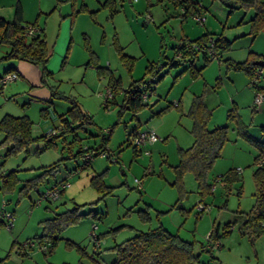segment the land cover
<instances>
[{
	"label": "rangeland",
	"instance_id": "obj_1",
	"mask_svg": "<svg viewBox=\"0 0 264 264\" xmlns=\"http://www.w3.org/2000/svg\"><path fill=\"white\" fill-rule=\"evenodd\" d=\"M7 1H19L24 20H36L44 27L50 52L45 68L49 73L43 75L40 64L11 59L16 60L12 65L21 76L4 83L0 116L4 111L12 115L26 113L32 121V133L40 135L53 130L60 116L76 103L81 111L91 114L92 122L83 121V128L76 129L81 139L71 143L72 152L79 147L97 146L107 137V129H111L105 145L119 159L112 162L97 155L83 167V156L67 158L54 177L37 190H29L19 201L16 189L12 192L0 189V203L3 197L7 202L5 208L13 210L15 216L12 228L0 227V264H95L96 261L111 264L115 257L111 246L159 225L194 240V252H199L200 242H206L213 224H219L220 246L213 247L211 253L200 251L199 260L193 264H207L210 255L215 264H264V233L250 239L240 233L237 223L224 233L232 216L245 213L255 200L252 171L256 167L253 161L256 147L237 134L235 120L228 118V111L236 106L248 132L264 140L260 130V125H264V101L252 110L253 91L245 72L227 67L224 61L229 57L243 60L250 51L264 54V29L254 35L250 33L253 7H234L229 11L218 0H200L206 10L202 12L205 22L199 24L191 15L183 16L181 7L170 0H114L113 14L110 7L102 5L104 0H0V3ZM206 31L213 35L222 33L231 40L230 47L221 52V61L213 57L205 62L199 53L193 66L202 69L195 76L188 68V60L180 59L174 66L168 64L179 40L194 39ZM115 37L126 56L122 57L116 49ZM7 49V45H0V57ZM152 62L154 71L146 73V66ZM151 75L156 80L150 84L148 105L136 112L135 118L127 108L119 114L118 103L110 102L104 107L110 78H119L120 86L127 88L131 81ZM201 93L207 107L212 109L208 127L228 124V140L211 169V176H219L230 167L241 172L239 180L229 186L218 181L213 192L204 195L197 190L191 171L183 174L181 186L173 183V165L179 161L177 148L189 146L193 139L192 119L187 112L193 96ZM116 95L119 102L121 94ZM135 126L138 130L152 127L160 136L152 145L140 147L147 148L149 153L142 151L134 156L128 134ZM72 135L69 132L66 141ZM72 171L67 178L69 185L58 198L40 197L39 191H45ZM102 172L105 184L110 186L103 185V190L91 183L92 176ZM29 175L32 174L24 176ZM135 178L142 181V188H137ZM198 202L208 204L209 209L198 212ZM74 206L85 215L60 230L50 253L36 247L28 254L20 250V243L26 238L41 233V220ZM67 240L84 252L67 245Z\"/></svg>",
	"mask_w": 264,
	"mask_h": 264
},
{
	"label": "trees",
	"instance_id": "obj_2",
	"mask_svg": "<svg viewBox=\"0 0 264 264\" xmlns=\"http://www.w3.org/2000/svg\"><path fill=\"white\" fill-rule=\"evenodd\" d=\"M170 1L173 2L176 7H181V14L185 17L192 12L204 14L202 12L206 10L200 0ZM218 1L228 7L229 11L234 7H253L254 13L249 19L250 33L254 35L259 30L264 29L263 0ZM113 3L114 0H104L102 5L110 7L113 14L116 11ZM28 24L36 28L32 35L25 34V26ZM210 38L213 40V49L218 56V60L221 61L219 58L221 52L230 47L231 40L226 38L222 33L213 35V33L206 31L194 39L183 38L180 43H176L173 47L174 57L168 59V64L174 66L179 63L180 59L188 60L190 62L188 66L190 72L193 76L197 75L202 68H195L193 66V59H196L199 53L202 54L205 62H208L210 58H213V56L207 53V49L209 48L208 40ZM186 41L190 42V44L196 43L200 48H195L190 44L186 46ZM2 44L7 45L8 50L2 55V57H0V59L7 61L17 57L25 59L29 62L42 65L43 75L49 73L45 68L50 52L45 38L44 27L39 26L36 20L32 22H24L22 19L21 7L18 2L15 5L14 17L11 20H6L3 17H0V45ZM115 46L122 57L126 56L122 47L116 42V37ZM178 53H180V55L177 57L176 55ZM263 58L264 54L250 51L249 55L243 60L238 61L230 58L224 60L227 67H231L235 70H243L246 73L248 77V85L253 91L252 110L255 108V90L261 91L264 96ZM259 68L263 69V73L257 77L256 73ZM154 69L155 64L153 62L149 63L146 66V73H151ZM14 70V67L6 68L0 75V79L3 75L12 73ZM16 75L18 76L17 73ZM151 77L152 79L150 80ZM151 77H141L140 79L133 80L127 88H122L120 86L119 78H110L107 89L110 91L111 95L105 100L106 102L104 101V107H108L110 102L118 103L120 104L118 110L119 114H121L124 108H127L132 111V118H135V113L145 105H148V100L143 101L141 94L146 90L149 98L152 93L150 84L155 81L156 78L155 75H151ZM3 85L4 84L0 83V93L3 90ZM120 89L121 92H119ZM116 94H121L119 102L116 99ZM178 104L179 103L177 102L175 105L178 106ZM235 108L236 106H233V108L228 111V118L235 120L237 134L256 147V154L253 158L256 167L252 171V178L255 186V200L249 210L244 213V221L240 225L238 224V230L240 233L253 239L257 235L264 233V140L255 138L248 132L246 125L242 122ZM160 112L161 111L158 113ZM187 115L192 119L190 133L193 139L189 146L185 148L178 146L177 148L179 161L173 165L175 174V181L173 183L181 186L183 174L186 171H191L197 182V190L200 194L204 195L213 192L212 186L218 181H223L224 185L229 186L233 181L239 180L241 172L234 167H230L226 172L219 176H211V169L216 159L221 156L222 147L228 140V124L217 125L212 128L208 127V123L212 116V109L207 107L203 93L193 96ZM91 118L92 117L88 112L81 111L79 106L74 103L71 108L67 110L65 115L60 116V127L57 126L58 124H55L53 130L45 134L34 135L32 133V121L27 114H4L0 118V133L3 134V137L0 140V149L3 151L0 155V167L9 157L16 156L20 152L27 154L29 152V145L34 142L44 143L43 146L35 151L36 154L49 148H55L56 146L59 147L62 154L61 158L38 168L35 174L26 178L19 177L14 170L7 171L5 174L0 175L2 177V185L0 186V189L4 192H12L16 189L18 200L21 196L23 197L27 195L29 190H37L38 187L46 182L48 178L54 177L65 159H75L77 156L84 157L85 153H91L94 158L95 156L100 155L103 151H106L107 147L105 143L109 137L111 129L106 131L108 132L107 137H103L102 141L97 146L79 147L76 152H72L70 149L71 143L75 140L80 141L81 139L78 137L76 129L83 128V121L89 123L92 122ZM72 120H78L79 122L74 124ZM139 124L140 123H137L138 126ZM138 126H135V128L128 134L129 139L136 133ZM260 130L264 133V125H260ZM69 132H72L73 135L71 140L66 141V135ZM145 149L147 148L141 149L133 144L134 156ZM65 150L68 153L67 155H65ZM261 159L262 163L257 164ZM83 160V167L91 162V160H86L85 158ZM103 173L104 172L97 173L91 178V183L102 190L103 185L105 188L110 187L105 184L101 177ZM61 180H63V177L58 181H54L53 184L46 189L51 188ZM18 184H20L19 188H16ZM43 192L44 190L39 191L40 197H44ZM4 205L5 204H3L0 209V227L3 225L6 226V218L3 215L4 212H11L14 215V211L6 209ZM198 212L202 213L203 211L198 209ZM84 215L85 214L80 213L77 210L76 206L56 212L52 217L40 221L42 227L40 234H36L33 238H26L24 241L34 240L47 243L48 249L47 251H44V253H50L57 244L58 233L60 230L68 225L77 223ZM92 215L94 216V214ZM236 221V216L229 220L226 224V228L228 229L224 230V233L231 231ZM219 236V224H213V227L206 237V242H200V251L205 250L211 253V250L214 247L213 242L218 241ZM14 243L15 240L12 242L11 246H13ZM66 244L69 246H76L75 243L70 240H67ZM193 246L194 240L182 238L178 232H171L159 225L155 228L139 231L138 233L111 246L110 250L115 254L111 264H193L199 260L200 255V251L194 252ZM219 246L220 243L215 247ZM76 247L84 252L79 245ZM19 248L23 251L21 246H19ZM33 248L34 247L27 249L26 251L24 250V254H28ZM211 263L215 264L214 260H212V255H210L207 264ZM95 264L100 263L96 261Z\"/></svg>",
	"mask_w": 264,
	"mask_h": 264
},
{
	"label": "built area",
	"instance_id": "obj_3",
	"mask_svg": "<svg viewBox=\"0 0 264 264\" xmlns=\"http://www.w3.org/2000/svg\"><path fill=\"white\" fill-rule=\"evenodd\" d=\"M130 1H133V0H130ZM190 15H191L192 19L194 21H196L197 23H199V24H203L205 22V15L204 14L192 12ZM35 30H36V28L34 26H32V25L28 24L27 26H25V34L26 35H32L35 32ZM178 42L180 43L181 40H179ZM188 44H190V42H187L186 46H188ZM208 44H209V48L207 49V53L209 55L213 56L214 58L218 59V56L216 55V52L213 49V40L211 38L208 40ZM190 45L195 47V48H200L199 45L196 44V43H191ZM179 55H180V53H178L176 56L178 57ZM262 73H263V69L259 68L257 70V73H256L257 77L259 75H261ZM16 78H17L16 73H13V72L12 73H8V74H5V75H3L1 77L0 83L4 84L7 81L14 80ZM151 79H152V77L150 78V80ZM110 95H111V93L107 89V92L104 95V101L108 97H110ZM141 98H142L143 101L144 100H148V93H147L146 90L142 92ZM263 98H264L263 93L261 91H259V90H255V94H254L255 108L258 107L261 104V102L263 101ZM105 102H104V105H105ZM131 138H132L131 139L132 143L135 146L141 147V146H145L146 144L154 143L155 141L160 139V136L156 133V131L152 127H146L144 129L137 130L136 133L131 136ZM144 152L149 153V150L145 149ZM100 155L101 156H105V157L107 156L112 162H118L117 155L114 154L113 152L109 151V150L103 151ZM84 158L86 160H92L93 156H92L91 153H85L84 154ZM260 163H262V159L259 160L257 164H260ZM237 170L240 171V169H238V168H237ZM74 171H76V170H74ZM74 171L69 172L68 174L63 176V180L59 181L57 184H54L51 188L46 189L43 192V196L48 198V199H56V198H58L60 193H61V191L64 190L65 187L69 185V181H68L67 178H68V176L72 175ZM135 182H136V185H137L138 188L142 187V181L141 180L135 178ZM214 185L212 186V189L214 188ZM197 206H198V209L201 210V211H205L206 209H209V206L206 203L199 202L197 204ZM3 215L6 218V227L9 228V229L12 228L14 215L11 212H4ZM218 244H219L218 241H214L213 242V246L214 247L217 246ZM20 246H21L23 251L24 250L26 251L27 249H30L32 247H34V248L36 247L38 250H41L43 252L47 251V249H48V244L47 243L34 241V240L23 241L20 244ZM211 264H213V263H211Z\"/></svg>",
	"mask_w": 264,
	"mask_h": 264
},
{
	"label": "crops",
	"instance_id": "obj_4",
	"mask_svg": "<svg viewBox=\"0 0 264 264\" xmlns=\"http://www.w3.org/2000/svg\"><path fill=\"white\" fill-rule=\"evenodd\" d=\"M18 3H19V1H18ZM15 5H16V3H14L13 1H7L6 3H3V2L0 3V17H3L6 20H11L14 17ZM19 5L21 7L22 19H23L24 22H26L24 20L23 8H22L20 3H19ZM6 51H2V55H4ZM19 59H21V58H19ZM230 59H233V58H230ZM233 60H235V59H233ZM14 62H16V60H11V61L5 60L4 61L3 59H0V68L2 70L0 72V75L3 73V71L6 68L14 67L12 65V64H15ZM14 69L15 70H14L13 73H17L18 74L17 78L19 76H21L20 73H19V70H17L15 67H14ZM245 77H246V82L248 84V77H247L246 73H245ZM16 79H14V80H16ZM263 84H264V81H263ZM250 90L252 91V88ZM252 101H253V93H252ZM6 110H8V109H6ZM6 112H9V111H4V113L1 114L0 118L4 114H6ZM7 114H10V113H7ZM22 114H26V113H22ZM22 114L21 113H17V115H22ZM56 124H58L57 126L60 127V123L59 122L56 121ZM43 144H44L43 142L31 143L29 145V152L27 154H25L24 152H20L16 156L7 158L3 162V165L0 167V175L5 174L7 171L14 170V171L17 172V175L19 177L26 178L24 175H27V174H32L33 175V174H35L37 172L38 168H40L42 166H45V165H48V164H50L52 162H55L56 160L61 158V154L62 153H61L59 147H57V146L55 148H49V149H46V150L40 152L39 154H36L35 151L38 148H40L41 146H43ZM2 152H3L2 149H0V155L2 154ZM0 180L2 181V177L1 176H0ZM6 203H7L6 200H4L3 197H1L0 209H1V206L3 204H5L4 206H6ZM234 216H236V219H237L236 223L239 224V225L245 219L244 213L243 214L233 215L232 218H234ZM22 228L23 227H21L20 230H22Z\"/></svg>",
	"mask_w": 264,
	"mask_h": 264
}]
</instances>
